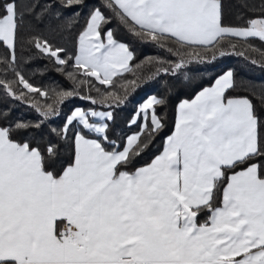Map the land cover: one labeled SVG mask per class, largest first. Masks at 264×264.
<instances>
[{
	"label": "snow or ice",
	"instance_id": "snow-or-ice-1",
	"mask_svg": "<svg viewBox=\"0 0 264 264\" xmlns=\"http://www.w3.org/2000/svg\"><path fill=\"white\" fill-rule=\"evenodd\" d=\"M229 7L226 0H0V264H264V110L254 95H231L236 69L178 104L162 150L152 145L166 126L157 111L164 97L134 110L128 127L139 131L117 129L116 109L139 79L116 90L114 78L136 59L117 30L167 51V60L148 63L155 78L176 79L209 52L224 56L225 38L259 51L250 41L264 44V0L231 5L237 25L226 23ZM20 48L46 58L70 86L34 85ZM249 62L264 71V52ZM76 98L85 106L64 112ZM14 104L36 117L17 115Z\"/></svg>",
	"mask_w": 264,
	"mask_h": 264
},
{
	"label": "trees",
	"instance_id": "trees-1",
	"mask_svg": "<svg viewBox=\"0 0 264 264\" xmlns=\"http://www.w3.org/2000/svg\"><path fill=\"white\" fill-rule=\"evenodd\" d=\"M90 3H96L97 0H89ZM230 7L226 10V23L233 25L240 24L241 21L235 15V9L231 5L238 3V0H226ZM83 24V19L80 20V25ZM115 27V25H113ZM79 25L77 26V29ZM117 38L123 42L130 43L136 59L132 62L130 70L125 72L123 76L115 77L114 80L117 84V91H121L120 86L124 85L128 87L127 82L137 79V86L129 88L128 98L129 103L116 109L117 117V129L118 132L130 134L132 132L139 131L140 125H133L128 127V121L134 115V110L144 98L148 96L164 97L166 99V106L158 108V113L165 119V128L155 138L152 145V151L158 152L161 148L162 140L168 135L174 124L175 107L178 102L184 99H191L196 92L201 90L202 87L210 86L213 82V77L219 74L222 70L227 68L236 69V89L231 95H249L255 96L254 103H256L258 111L264 110V104H261L260 97L264 95V71L260 70V67L253 66L249 61L255 59L259 61L261 59V53L264 52V44L259 40L252 39L250 44L259 51L249 48V44L243 40L237 38H225V47L222 51H225L224 56H220L217 52L216 57L213 59L211 52H209L203 63H192L183 72L178 74L176 79L170 76H163L159 79L155 78L157 74V67L148 63L150 59L167 60L169 54L167 51L162 50L159 46L147 43V42H135L123 30H117ZM228 41L236 44L235 50L227 47ZM58 43L65 45L71 49V45L65 40H58ZM2 51V50H0ZM244 55L241 56L240 53ZM17 55L21 62V67L24 69L25 75L30 79L34 85L41 86L43 88L50 87L53 82L61 85L64 88L70 86V82L65 77L58 74L53 69L51 63L44 57L35 55L34 52H29L27 49L20 48L17 51ZM31 57V59H30ZM141 65V67H136ZM200 68V72L190 71L189 69ZM44 70V74L41 75L38 70ZM185 73L188 75V79H185ZM98 86V85H97ZM84 93H87V88L84 89ZM92 95L96 93L93 90ZM45 97H37L36 101L40 104L45 103ZM48 102H53L49 100ZM75 106H85V101L79 98L72 99L63 105V111L67 112L69 109ZM12 107L18 108L17 115H24L30 119L36 117V113L28 106L24 105H12ZM60 121H56V125H59ZM148 157H145L140 161L143 164ZM137 166H140L139 164Z\"/></svg>",
	"mask_w": 264,
	"mask_h": 264
},
{
	"label": "crops",
	"instance_id": "crops-1",
	"mask_svg": "<svg viewBox=\"0 0 264 264\" xmlns=\"http://www.w3.org/2000/svg\"><path fill=\"white\" fill-rule=\"evenodd\" d=\"M199 91H200V90H199ZM199 91H198V92H199ZM198 92H196V93L194 94V96H195ZM194 96H193V97H194ZM150 97H151V96H148V97L144 98V100H142V102L140 103V105L143 104V103H145V102L147 101V99L150 98ZM193 97H192V98H193ZM181 101H182V100H181ZM181 101H180V102H181ZM180 102H178V104H179ZM178 104H176V107H175V116H176V108H177ZM174 125H175V117H174V124H173L172 129L174 128ZM132 133H135V132H132ZM132 133H130V134H132ZM170 133H171V132H170ZM170 133H169V134H170ZM165 137H166V136H165ZM165 137H164V138H165ZM163 140H164V139H163ZM163 140H162V144H161V148H160V150H162Z\"/></svg>",
	"mask_w": 264,
	"mask_h": 264
},
{
	"label": "rangeland",
	"instance_id": "rangeland-1",
	"mask_svg": "<svg viewBox=\"0 0 264 264\" xmlns=\"http://www.w3.org/2000/svg\"><path fill=\"white\" fill-rule=\"evenodd\" d=\"M140 103H141V102H140ZM140 103L138 104V106H137V109H136V110H138V109H139Z\"/></svg>",
	"mask_w": 264,
	"mask_h": 264
}]
</instances>
